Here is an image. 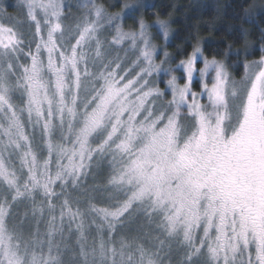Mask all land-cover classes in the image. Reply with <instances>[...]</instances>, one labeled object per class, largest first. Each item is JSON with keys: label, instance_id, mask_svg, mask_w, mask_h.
<instances>
[{"label": "snow or ice", "instance_id": "snow-or-ice-1", "mask_svg": "<svg viewBox=\"0 0 264 264\" xmlns=\"http://www.w3.org/2000/svg\"><path fill=\"white\" fill-rule=\"evenodd\" d=\"M122 6L0 10V264H264V54L235 79L197 44L180 83Z\"/></svg>", "mask_w": 264, "mask_h": 264}, {"label": "trees", "instance_id": "trees-1", "mask_svg": "<svg viewBox=\"0 0 264 264\" xmlns=\"http://www.w3.org/2000/svg\"><path fill=\"white\" fill-rule=\"evenodd\" d=\"M109 12L121 13L123 4L138 5L134 15L126 14L125 28L134 27L143 18L152 24V35L157 45H163L155 21L166 20L172 37L166 46L171 63L189 56L194 46L201 44L205 55L212 59L237 63L241 77L243 62L259 59L264 45V12L255 6L264 0H97ZM142 4V5H141ZM115 5V7H112ZM231 46V47H229ZM162 48V47H161ZM163 51L164 49H161ZM247 50V51H245ZM160 51V52H161ZM234 51L246 54V60H233ZM250 53V55H248ZM250 56V57H249ZM230 57L229 59H226Z\"/></svg>", "mask_w": 264, "mask_h": 264}, {"label": "rangeland", "instance_id": "rangeland-1", "mask_svg": "<svg viewBox=\"0 0 264 264\" xmlns=\"http://www.w3.org/2000/svg\"><path fill=\"white\" fill-rule=\"evenodd\" d=\"M18 3H19V0H0V10H3V9H7V11H8V13L10 14V15H18V11H17V9H14L13 7H11V5H18ZM142 5V4H141ZM257 9V10H256ZM255 10H256V12L258 13V12H260L261 11V13H263L264 12V4H258V5H256L255 6ZM75 11V10H74ZM125 17H126V15H125ZM124 21H125V19H124ZM123 21V24L125 25V22ZM157 28H158V26H157ZM154 29V28H153ZM127 30V29H126ZM155 30H158V32L160 33V34H162V32H160L159 31V29H156L155 28ZM169 31H170V29H169ZM159 38L161 39V41L163 42V45H158V47H157V57H156V61H157V63H159L160 61H163V60H165V57H164V52H167L166 51V46H167V44L168 43H170L171 42V40H172V37L169 35V37H168V39L167 40H165L164 39V37L162 38L161 36H159ZM156 41V40H155ZM155 41H153V42H155ZM201 48H202V51H203V47H202V45L201 44H198ZM162 47V48H161ZM160 48L161 49H164L163 51H161L160 50ZM161 51V52H160ZM122 57L124 56V52H120L119 53ZM262 54H264V53H262ZM132 53L131 52H129L128 53V58H131L132 57ZM203 55L205 56V57H207L206 55H205V53H204V51H203ZM248 55H250V53H248ZM231 56H233L234 57V61L235 60H246V54H243L242 52H240V51H234L233 53H232V55ZM250 57V56H249ZM188 58V56L187 57H185L184 59H187ZM208 58V57H207ZM230 57H228V58H226V59H229ZM184 59H182V60H184ZM208 59H210V58H208ZM218 60V59H217ZM220 61H223L224 63H226L228 66H229V71L231 72V74H232V76L235 78V79H240L241 77H242V75H243V72H244V69H243V72H242V75H241V77H238L237 75H236V72H238L239 71V69H238V64L236 63H233V61L231 62V64H228L227 62L228 61H224V60H220ZM177 64H179V62L178 63H171L170 62V60L167 58V63L165 64V67H171V68H173V69H175L174 70V72L172 73L173 75H176L177 77H178V79H179V81H180V83H183L184 81H183V79H182V77H183V72H182V69H177L176 68V65ZM196 67L197 68H202L203 67V63H202V61H200V60H198L197 61V64H196ZM168 78V76H167V74H165V73H161L160 74V76L159 77H157V82H158V86L162 89V90H164L165 89V81H166V79ZM193 87L196 89V90H198V77L197 78H195L194 79V81H193ZM164 102L166 103L168 100H170L171 99V96L170 95H166L164 98ZM100 206H104V205H100ZM141 224H143L144 225V227L145 228H147L148 227V225H147V222L143 219V218H141L140 216H135V217H133V219L130 221V227H129V229L128 230H126L127 231V234L129 235V236H135L136 235V229L141 225Z\"/></svg>", "mask_w": 264, "mask_h": 264}]
</instances>
